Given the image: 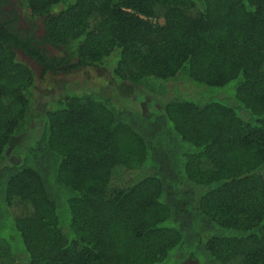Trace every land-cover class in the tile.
Masks as SVG:
<instances>
[{
	"label": "trees",
	"instance_id": "1",
	"mask_svg": "<svg viewBox=\"0 0 264 264\" xmlns=\"http://www.w3.org/2000/svg\"><path fill=\"white\" fill-rule=\"evenodd\" d=\"M17 1L18 29L0 0V264H264V0ZM17 52L110 86L62 83L34 116Z\"/></svg>",
	"mask_w": 264,
	"mask_h": 264
},
{
	"label": "rangeland",
	"instance_id": "2",
	"mask_svg": "<svg viewBox=\"0 0 264 264\" xmlns=\"http://www.w3.org/2000/svg\"><path fill=\"white\" fill-rule=\"evenodd\" d=\"M9 5L3 7L4 12L13 11L15 14V23L16 28H24L26 26L25 19L23 17V12L18 4L17 0H8ZM36 24V29L34 34L36 36L40 35V20L35 19L33 20ZM17 59L26 63L33 71L34 74V108L32 114L36 116L41 112L44 108H46L48 102L52 97L55 96L57 92L60 91L61 86L60 84L63 83L62 86V93L69 94L71 93H79L83 91H87L88 88H91L92 85H106L107 87L110 86V82H108L107 76L101 72L100 70L91 69L87 71H80L74 72L68 75H45L43 78L40 77V69L39 67L30 62L26 58H24L19 52H17ZM230 85V84H228ZM226 85L225 88H229L230 86ZM127 90L122 93V96H126L133 100H130V107H132L136 111H140L142 113H146L156 106L152 105L148 100H138L134 99L135 95L132 94L131 90L126 93ZM136 93V92H135ZM80 94V93H79ZM133 97V98H132ZM125 101V100H124ZM2 245H0V251L2 250Z\"/></svg>",
	"mask_w": 264,
	"mask_h": 264
}]
</instances>
